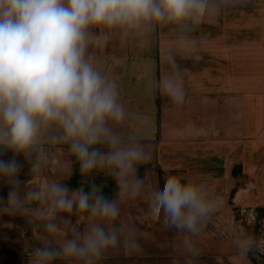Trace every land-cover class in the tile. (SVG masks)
<instances>
[{"label": "clouds", "instance_id": "9594fccd", "mask_svg": "<svg viewBox=\"0 0 264 264\" xmlns=\"http://www.w3.org/2000/svg\"><path fill=\"white\" fill-rule=\"evenodd\" d=\"M235 2L0 0V185L8 189L0 196V216L25 217L38 233L39 244L24 249L27 264H104L121 248L141 251L135 227L118 220L122 205L142 196L145 217H163L178 234L185 264H194L219 196L181 175H167L162 187L148 190L138 173L151 149L122 131L128 112L119 81L100 69L92 48L114 37L148 43L167 30L175 48L164 58L168 71L153 78V86L180 106L189 70L177 56L194 53L201 39L194 33ZM58 145L78 163L77 188L44 176ZM25 164L29 179L21 180ZM97 173L114 180L115 198L95 182ZM234 243L242 257L264 254V237L243 228L236 229Z\"/></svg>", "mask_w": 264, "mask_h": 264}, {"label": "crops", "instance_id": "0c3cea01", "mask_svg": "<svg viewBox=\"0 0 264 264\" xmlns=\"http://www.w3.org/2000/svg\"><path fill=\"white\" fill-rule=\"evenodd\" d=\"M166 32L148 43L114 37L92 48L100 69L119 81L128 112L122 131L151 149V159L139 166L140 177L151 173L155 184L162 185L167 175H181L207 185L219 196L211 218L224 220L225 228L233 227L235 213L242 208L253 209L264 219V0H236L194 33L201 38L195 52H181L183 59L177 56L189 70L180 106L153 86V78L158 80L168 71L164 58L175 48ZM78 168L67 146L58 145L55 163L44 176L71 188ZM27 172L26 167L23 175ZM108 177L97 173L95 182L108 186ZM7 191L0 185V196L6 197ZM116 194L117 188L111 198ZM121 213L122 218L133 217L132 211ZM160 220L155 233L162 241L156 249L146 244L148 258L141 264H154V249L161 250L162 264H180V260L185 264L178 243L176 256L169 258L173 230L164 226L163 217ZM37 235L25 217L0 216V264H27L24 249L39 244ZM117 251L129 259L116 258L115 251L104 264H133V252Z\"/></svg>", "mask_w": 264, "mask_h": 264}, {"label": "rangeland", "instance_id": "374dc122", "mask_svg": "<svg viewBox=\"0 0 264 264\" xmlns=\"http://www.w3.org/2000/svg\"><path fill=\"white\" fill-rule=\"evenodd\" d=\"M26 167L27 165L25 164V170L21 173V180L29 179V176L23 175L26 172ZM142 178L145 180V183L148 186V190L153 187L163 186V184L161 185V181H159V183L157 182V184L159 185L155 184V180L151 173L145 175ZM147 207V199L143 196L134 201H128L121 207V211H132L133 217L122 218V216L120 215L118 223L134 226L136 231H139L137 237L142 246V249L139 252H133V264L145 263L146 258H148L146 255L148 252L146 250L147 248L149 249V247H146L147 243L154 244V248L156 249L159 247L156 245L157 242L162 241L161 235H156L155 233V229L158 226V223L161 222V220L152 221L150 219H147L145 217ZM250 210V208L239 209V211L235 213L232 228H225L226 222L224 220H221L217 217L211 218L204 227L203 232L198 239V248L200 251V255L194 261V264H264V254L249 253L247 257H242L238 254L235 247L234 234L237 228H243L257 238L264 237V219L262 217H259L256 213V220H253ZM81 227H83V225ZM172 230L173 232H171L169 235V258H173L178 252V250L176 249L178 243V234L175 233V229H171V231ZM146 231H149L150 233L147 235L145 233ZM152 231L154 232L152 233ZM155 249L153 252L155 255L154 264L164 263L160 260L161 250L157 249V251H155ZM115 254H117L116 258L118 259H129L122 255L121 252L116 251ZM170 262L172 263V261Z\"/></svg>", "mask_w": 264, "mask_h": 264}, {"label": "trees", "instance_id": "16d2710c", "mask_svg": "<svg viewBox=\"0 0 264 264\" xmlns=\"http://www.w3.org/2000/svg\"><path fill=\"white\" fill-rule=\"evenodd\" d=\"M10 156H11V154L9 153V154H6L4 158H9ZM108 179H109L110 185L104 186L103 191H104V194L106 196L111 198L117 187L115 186V184H113L114 182H113V179L111 177H108ZM79 183H81V177H80L79 173L77 172V178L75 179L74 183H71L70 186H71V188H74Z\"/></svg>", "mask_w": 264, "mask_h": 264}, {"label": "built area", "instance_id": "2783aa9c", "mask_svg": "<svg viewBox=\"0 0 264 264\" xmlns=\"http://www.w3.org/2000/svg\"><path fill=\"white\" fill-rule=\"evenodd\" d=\"M250 211H251V217H252V219L253 220H256V212L253 209H251Z\"/></svg>", "mask_w": 264, "mask_h": 264}]
</instances>
